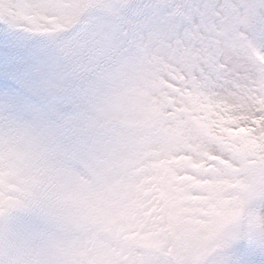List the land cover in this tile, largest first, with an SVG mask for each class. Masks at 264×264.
I'll return each instance as SVG.
<instances>
[{
	"label": "snow or ice",
	"instance_id": "6c2138e0",
	"mask_svg": "<svg viewBox=\"0 0 264 264\" xmlns=\"http://www.w3.org/2000/svg\"><path fill=\"white\" fill-rule=\"evenodd\" d=\"M0 264H264V0H0Z\"/></svg>",
	"mask_w": 264,
	"mask_h": 264
},
{
	"label": "rangeland",
	"instance_id": "374dc122",
	"mask_svg": "<svg viewBox=\"0 0 264 264\" xmlns=\"http://www.w3.org/2000/svg\"><path fill=\"white\" fill-rule=\"evenodd\" d=\"M24 261L23 262H25V264H26V259H27V257H26V253L24 252Z\"/></svg>",
	"mask_w": 264,
	"mask_h": 264
}]
</instances>
